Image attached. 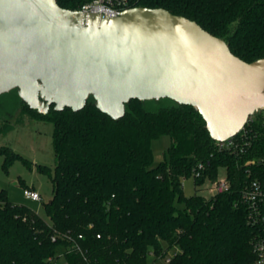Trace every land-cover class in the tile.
Wrapping results in <instances>:
<instances>
[{
  "label": "trees",
  "instance_id": "trees-1",
  "mask_svg": "<svg viewBox=\"0 0 264 264\" xmlns=\"http://www.w3.org/2000/svg\"><path fill=\"white\" fill-rule=\"evenodd\" d=\"M57 2L72 11L82 5ZM136 7L163 8L197 22L245 62L264 58V0H136ZM24 104L30 116L54 125V172L36 167L49 176L53 197L44 203L47 221L11 202L0 187V264H57L61 253L66 264H147L150 252L165 256L172 250L169 264L255 260L252 242L262 229L250 223L240 198L251 182L264 183V163L245 166L264 159L263 114L246 125L254 135L252 148L230 154L218 150L193 106L174 101L148 108L147 101L131 100L116 120L92 97L77 112L52 105L43 115ZM11 129L0 121V135ZM163 136L170 145L154 165L152 142ZM0 156L6 174L17 161L31 167L10 147L1 146ZM200 164L205 168L194 178ZM220 168H226L229 192L206 198L196 189L184 195L185 179L200 188L215 182Z\"/></svg>",
  "mask_w": 264,
  "mask_h": 264
},
{
  "label": "water",
  "instance_id": "water-1",
  "mask_svg": "<svg viewBox=\"0 0 264 264\" xmlns=\"http://www.w3.org/2000/svg\"><path fill=\"white\" fill-rule=\"evenodd\" d=\"M16 89L47 114L84 109L113 119L131 100L193 106L214 141L264 115V58L245 62L197 22L163 8L106 17L57 0H0V95Z\"/></svg>",
  "mask_w": 264,
  "mask_h": 264
},
{
  "label": "rangeland",
  "instance_id": "rangeland-1",
  "mask_svg": "<svg viewBox=\"0 0 264 264\" xmlns=\"http://www.w3.org/2000/svg\"><path fill=\"white\" fill-rule=\"evenodd\" d=\"M172 101L164 98L160 100H148V108L170 105ZM0 121H7L12 129L5 135H0V147L12 148L17 154L23 156L31 167L25 166L17 161L6 174L3 168L4 158L0 156V187L8 191L11 202L18 205H25L36 211L41 217L49 221L44 210V203L49 202L53 197V185L48 175L39 173L37 165L48 166L54 172L55 154L53 148L54 125L30 116L25 108L24 102L18 95L16 89L0 95ZM170 145V139L163 136L152 142L154 154V165L164 160V154ZM225 168H220L219 179L225 178ZM23 180L28 186H22ZM211 183L206 182L204 186L196 188L192 178L183 181V192L186 197L198 193L210 198ZM24 188L37 190L42 197L41 201L26 200L23 196Z\"/></svg>",
  "mask_w": 264,
  "mask_h": 264
},
{
  "label": "built area",
  "instance_id": "built-area-1",
  "mask_svg": "<svg viewBox=\"0 0 264 264\" xmlns=\"http://www.w3.org/2000/svg\"><path fill=\"white\" fill-rule=\"evenodd\" d=\"M135 2L136 0H82V5L78 11H81L85 14H98L100 16L106 17H117L120 16L125 10L132 8ZM255 117L256 116L250 117L248 122H253ZM246 125L236 136L226 141H215L218 150L222 152H228L230 154H244L247 152V150L251 149L253 145L252 138L254 135H251V129L246 128ZM262 129L264 131V121L262 124ZM260 163H264V159H261L260 161L258 159L249 160L246 162L245 166L249 167ZM204 168V165L200 164L198 167L199 170L194 175V178H199L201 176V171H203ZM210 183L211 187L209 189L212 193V196L229 192L231 188V184L227 177V171L225 178L219 179L218 177L215 182ZM23 196L26 200H42V197L38 191L28 188H24ZM240 203L248 207V218L250 223L257 225L262 229V231L253 239L252 242L256 258L248 264H264V183L260 181H253L248 186H246L242 190ZM53 240H55V238H53ZM71 248H76L77 250L81 251L78 245H72ZM174 255H176V252L173 250L167 253L165 256H160L155 252H150L147 264H169ZM63 256L64 255L61 253L57 260V264H66V262L63 260Z\"/></svg>",
  "mask_w": 264,
  "mask_h": 264
},
{
  "label": "crops",
  "instance_id": "crops-1",
  "mask_svg": "<svg viewBox=\"0 0 264 264\" xmlns=\"http://www.w3.org/2000/svg\"><path fill=\"white\" fill-rule=\"evenodd\" d=\"M35 191H37V190H35Z\"/></svg>",
  "mask_w": 264,
  "mask_h": 264
}]
</instances>
